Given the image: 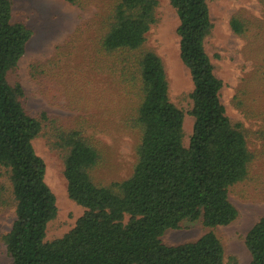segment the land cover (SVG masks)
Returning a JSON list of instances; mask_svg holds the SVG:
<instances>
[{
	"label": "trees",
	"instance_id": "16d2710c",
	"mask_svg": "<svg viewBox=\"0 0 264 264\" xmlns=\"http://www.w3.org/2000/svg\"><path fill=\"white\" fill-rule=\"evenodd\" d=\"M169 1L179 17L180 57L193 83L189 142L163 59L147 46L160 0H115L101 22L97 63L130 101L119 122L133 133L136 161L128 177L99 182L93 174L102 159L99 148L82 129L57 125L49 142L62 153L68 195L84 212L67 233L48 239L58 205L34 140L49 116L28 112L18 75L33 30L14 21L12 0H0V207L15 206V220L2 236L10 264H226L214 231L178 245L161 239L185 220L201 219L208 228L232 223L238 209L230 189L249 178L257 160L252 139L242 123L232 122L220 98L223 80L205 44L213 29L210 0ZM230 27L244 38L242 53L252 61L233 102L260 121L254 135L264 138V13L256 19L235 14ZM245 245L250 264H264V216L247 232Z\"/></svg>",
	"mask_w": 264,
	"mask_h": 264
},
{
	"label": "rangeland",
	"instance_id": "374dc122",
	"mask_svg": "<svg viewBox=\"0 0 264 264\" xmlns=\"http://www.w3.org/2000/svg\"><path fill=\"white\" fill-rule=\"evenodd\" d=\"M12 2L14 21H23L33 30L18 68L26 95L24 102L32 116H49L34 146L46 163V182L57 198L58 215L47 230V238L54 239L72 229L84 212L70 199L63 155L49 142L57 134V125L64 130L82 129L85 137L99 148L102 159L93 170L99 182L128 177L136 161L133 133L119 122L130 101L120 89L122 84L97 63L99 29L115 0H78L77 4L64 0ZM209 4L213 29L205 44L215 73L223 80L220 98L232 122L242 123L252 139L251 149L257 160L249 178L230 189V200L238 209V217L232 223L208 228L201 219L185 220L179 228L168 229L161 239L165 244L178 245L214 231L224 245L226 264H250L245 236L264 216V138L254 135L261 128L260 121L247 117L233 102L242 77L252 69V61L244 57L245 40L233 32L230 19L235 14L261 18L264 6L260 0H210ZM158 18L148 33L147 46L162 57L171 100L185 112L187 144L194 123L188 113L193 83L180 57L179 17L169 0H160ZM14 220L13 204L0 207V264L11 263L2 236Z\"/></svg>",
	"mask_w": 264,
	"mask_h": 264
}]
</instances>
